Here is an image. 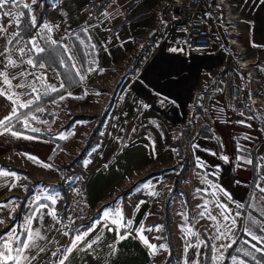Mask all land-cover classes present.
<instances>
[{"label": "crops", "instance_id": "0c3cea01", "mask_svg": "<svg viewBox=\"0 0 264 264\" xmlns=\"http://www.w3.org/2000/svg\"><path fill=\"white\" fill-rule=\"evenodd\" d=\"M167 1L82 0L79 10L88 12L95 6L92 17H99V24H96L94 28L95 38L90 37L89 39L90 45L93 46L95 51H98L99 55L95 58H89L88 50L85 52L88 54L86 61L95 65L92 70L86 68L85 62L76 63L74 61L73 65L77 67L75 70L77 74L79 73L81 84L63 94L64 99H60V96L49 102L51 108H55L59 113L52 114L54 122L45 130L57 140L66 141L65 145L52 159V155L58 148V145L54 142L22 133H19L18 136H12L10 132L0 134V160L3 162L12 161L19 167L31 171L35 178L46 183L45 187L47 188H40L39 190L45 193L48 192V196H53L58 192L61 193L60 186L65 179L62 166L78 154L84 145L82 144L84 141H81L80 144L79 142L75 143L76 127H80L79 132L87 138L98 122V118L94 121H80L65 129L69 115L100 117L105 114L103 112L107 111L103 131L99 138L105 132L109 141L119 129L122 130L121 132L125 137L129 133H136L134 135L138 136L131 145H126L125 148L117 145L112 153H96V163L89 171L83 170V163H80L78 167L67 172L68 177L71 175L74 177L70 180L71 185L68 188L67 203L63 199L59 206H53L55 219L48 214L51 210L48 207L38 208L30 223V225H34L37 220L49 219V221L55 222L57 230L55 233L50 231L49 236H46V230L39 229L37 238L41 241L40 244L29 241L35 247L25 250L24 255L28 259L22 260L21 264H60L61 260H64V264H164L166 262L170 251L168 250L167 258L155 259L154 249L149 248L139 238V235L146 237L149 244L155 245L156 237L152 233L154 230L147 231V229H156L158 226L160 235L161 228L159 227L165 226L168 238L173 237L170 229L166 226L168 221H166L167 209L165 207L168 204L164 205L162 202L164 203L166 198L168 200L171 191V184L167 182L164 185L163 183L166 180L164 176L176 169L174 165L178 163L175 149L176 140L189 120L194 104L199 102L202 94L206 92L204 88L208 86L209 82L216 81L218 78H227L229 73L233 74L237 69L233 56L236 47L231 46L229 43L216 42L211 39L212 44L208 50H192L189 47L187 36L177 33L173 28L172 21L162 14L161 7ZM224 4L226 5V3ZM208 7L204 6L202 8L201 16L209 22L211 27L216 20V15L220 12L233 14V11L225 9L223 3L219 2L217 5L216 0H209ZM203 9L206 11L204 15ZM231 18L233 17L227 19L233 20ZM109 22H111V25ZM230 27L236 29L235 25H230ZM220 31L223 34L226 32L223 29H220ZM100 32L106 35L113 34L114 37L119 36L113 50L106 49L105 41L100 49V45L96 41ZM233 36L235 37V35ZM23 43L24 41L20 42L11 51L6 45L0 44V72H6L8 79L11 81V88H9L7 84L3 83V77H0V90H4L6 93L0 95V118L9 115L11 107L14 106L11 100L16 99V97L11 96V99L8 98L11 93L19 94V101L15 105L17 111L21 109L18 104L24 102L23 100L26 97L23 93L34 94L31 88H18L16 85L24 83L35 84L36 86L37 73L39 75L43 73L42 70H39L40 68L36 69L26 63L28 59L33 60V56L28 55L25 43ZM38 44L40 46V43ZM21 48L24 50L23 53L19 51ZM173 49H177V51H173ZM33 51L38 53L35 49ZM238 52V55L243 54L242 51ZM9 57L16 61L15 66L6 67ZM22 72L24 73L23 76L20 75ZM51 77L53 78L50 84L51 87L54 86L57 89L56 91L62 89L61 85L63 83L58 74L51 75ZM38 83L42 84L41 82ZM247 88L248 94L250 92L253 95V86L250 85ZM53 92L55 91L51 90V93ZM255 98L257 97L254 96L253 99ZM47 105L43 107L42 112L36 111L30 115V117L33 115L37 117L35 119L36 123L44 124L45 121H48ZM24 119L21 120L23 124ZM83 123H87L88 126L81 125ZM128 127H132V129ZM146 127L150 130L153 129V131L146 132ZM197 127L198 125L196 126L197 131L194 129L192 142L187 146V153H190L189 155L198 153L199 155L195 157V160L198 163L199 159L203 166H196L197 169L202 168L203 172L208 171L211 175L207 173L209 177L200 179L198 185L202 184L205 190H201L203 188L195 190L192 192L191 198L199 199L204 196L206 200L208 198L212 199L216 196L214 186L217 185L230 194L232 201L238 204L245 203L249 194L248 188L244 186L246 181L238 179L239 184L236 185L233 178L235 161L232 153L235 151L231 150L232 152H230L224 149L223 144L220 145L221 142L218 140L219 136L217 134H214L211 138L209 137L211 133L202 129V126H199L200 129H197ZM25 137H32V139H26ZM105 147L106 145H103V149ZM212 153H215V155ZM159 155H165V157H159ZM223 155L229 158L228 162L221 159ZM29 157L38 159L33 160ZM156 161L155 166L158 165L157 168L151 169L149 174H161L139 184L123 200L120 199L112 207L104 210L108 211L109 216L106 218L103 211L95 220L93 230L79 244V248H73L71 252H66L65 249L69 246L72 238L78 232L85 231L87 228L67 229L63 220L64 212L69 217V210L81 203L86 214L84 218L88 219L101 205L110 202L137 181L143 179L144 177L139 176L140 169L145 164L149 167L150 163L153 164ZM135 172L136 175L133 177L132 182L123 185V179L131 177ZM188 173L191 174L192 171L190 170ZM213 174L218 175L214 176L216 179H212ZM156 179H162V182L157 183L159 184V186H156L158 192L156 197L152 199L157 200V204L161 205L163 221H157L154 218L147 219V203L137 207L138 203H142V199L136 198L133 203V197L145 186L153 184L152 181ZM211 179L215 180L216 184L211 183ZM13 184L15 187H10ZM25 184V178L21 176L0 175V201L12 194L22 195ZM185 185L187 186L188 183H185ZM182 190L185 192L183 188H179L180 194L178 195L184 194ZM209 191H211V194ZM224 191H220L218 194L222 195ZM224 198L230 200L226 195ZM217 200L219 199L217 198ZM12 201L7 207H0V220L4 221V223H0V230L11 221L12 213L10 209L18 203V201ZM201 202L200 200L196 206L191 207L193 212L190 208L186 218L188 222L190 218L192 219L191 222L194 225H191L193 227L198 226V230H195V232H199L196 234L197 238L202 237L204 233L212 237V231L217 227L215 219L212 218L213 215L210 213L211 217L207 216L209 220L207 221L203 213H195L197 208H206V204ZM214 203H216L215 200ZM185 205L187 206L186 203ZM117 212L122 214L125 222L131 220V227L124 228L120 227L118 223H112V219ZM174 219L172 220L175 221ZM59 223L61 227L58 225ZM141 226L145 231L138 234L137 229ZM187 227L184 229L186 232L188 231ZM176 229L174 234L176 233L177 237H180ZM59 231H61V239L58 237ZM64 233H68V235H64ZM158 233H156V236H158ZM120 236H126L127 238L120 239ZM184 237L186 238V235ZM25 238H22L14 228L0 238V247L4 245L11 248L18 247L17 240L24 241ZM49 239L51 241L55 239L54 243L50 244ZM93 240L96 243L93 244L91 249H88L86 247L87 243ZM110 246L115 248L114 252ZM65 256H67L66 260L64 259ZM0 260H3V257H0ZM6 264H14V262L13 260H7Z\"/></svg>", "mask_w": 264, "mask_h": 264}, {"label": "rangeland", "instance_id": "374dc122", "mask_svg": "<svg viewBox=\"0 0 264 264\" xmlns=\"http://www.w3.org/2000/svg\"><path fill=\"white\" fill-rule=\"evenodd\" d=\"M40 1L41 0H37V3H39ZM81 1L82 0H53L49 2L50 7L46 11V16L43 17V19L41 20L38 32L31 38L23 39H20L18 37L22 33L19 30V26L22 22L24 15L19 17V26H17V22L13 19L12 16H5L3 15V13L10 11L14 14H18L23 10H28L27 8H24L23 5L27 4L33 7L34 5L32 4V0H22L20 8H17L14 5H5L3 9H0V22H3V24L5 25L4 27L0 25V29H4L3 31H0V44L6 45V47L9 48V50L11 51L20 42L24 41L26 50L28 51V55L33 56V62L34 57L41 56L38 61L45 63V65L47 66L40 69L35 67L36 69L42 70L41 72H43L41 73L42 75H39V73H37L36 75L43 77L42 81L36 79V86H38L36 88L39 90L40 98L47 93H51L50 84L53 81L51 75L54 76V74H58L59 71L62 72L61 69L68 70L67 62L62 55L58 56V62L60 65H52L54 62H51L52 64L47 65L46 60L49 58V55H56L55 51L59 47H61L64 51L65 49L68 50L67 52H65V55L68 58V61L70 60L69 62H71L72 65L74 61H76V63H79L80 58L84 59L83 54L86 56V59L88 57L87 53L90 54L89 58H92V56L95 58L97 55H99L98 51H95L93 46L90 45L89 40L90 37L95 38L94 28L96 24H99V17H92V12L95 10V6L92 7L88 12H83V10H79ZM229 5L232 7L233 14L229 15L227 12H220L221 15H216V20L214 24H212V27L210 26L211 35L212 40L216 42L228 43L227 31L224 34L220 31V29H222L221 24L225 23L227 18L234 16L239 17V19L237 20H232L236 23L235 28L239 31V34L235 35V37L233 36V38H235L238 44L241 45L236 46V51L233 54L234 62L236 63L237 67V69H234L238 71L235 70L233 74L229 73L227 75V78H218V80L216 81L213 80L212 82H209L208 86L204 88L206 92L202 94L201 100L194 104L196 108L195 106L192 108V113L190 117L193 114L197 113V111H200L199 114L197 113L195 115L196 125L194 129L196 130V126L198 125L197 129H200L199 126H202V129H205V131H207L208 133L213 134V136L214 134H217L219 136L218 140L221 142L220 145L223 144L224 149L230 152L235 151L234 153H232L235 161L233 172V178L235 179L234 183L238 185V179H243V181H246V184L244 186L248 188V198L245 203L239 204L240 207H237L238 203L232 201V199H230L229 201L226 200L224 198L225 195L223 193L222 195L218 194L220 190L215 187L217 185H213L215 188L214 191H216V198L213 197V200L210 198L206 200V197L204 196L199 199L191 198L192 192L203 188L202 184L198 185L200 179L207 178L209 177L208 174H210V172L208 171L206 173L203 172L202 168L197 169L198 166L196 165L197 162L195 160V157H198L199 154L191 153V155L189 156L191 160L190 162L192 164V173H188L185 175V179L183 180V182L181 181L182 184L180 183L179 186L174 187V176L177 178L179 172L183 169L181 165L164 176L166 180H164L163 183L164 185H166L167 182L170 183L171 191L169 190L170 192L168 195V200L166 198L164 203L162 202V204H168L165 207V209H167L166 221H168L166 226L170 229L171 233L173 234V237L168 238L165 232V226L159 227L161 228L160 235L158 233V226L156 230L152 232L154 234V237H156V247L154 248L153 253L155 259H164L165 257L167 258L168 250L170 251V247H172L176 264H185V262H187V264H204L205 242L202 237H196V234L199 233L195 232V230H198V226L195 225V227H193L191 225L193 224V222H191L192 219L190 218L188 222L186 218V214L188 211H190V208L196 206L198 201L201 200L203 203L206 204V208H197V210H195V213H203L206 216L207 221H209L207 216L211 217V213L213 217H215V223L217 225L216 229L212 231L213 236L211 237L213 239L214 248H216L215 264H223L225 262L226 249L236 241L240 240L241 232L245 233L243 243H245V245H248L249 248L247 246L245 247L244 245H241L237 250V254L230 260V264H250L251 262L254 264H264V261L260 262L258 261V258H256L258 253H261L264 257V251H253L254 248L251 245L256 244V241L252 240L251 237L246 233V229H248L258 237H264V231H261V228H264V192L261 191V189L264 188V176L262 177V167L264 166V0H230ZM204 6H209V0H203V7ZM205 12V9H203V15L205 14ZM213 14L215 15V13ZM32 16H35L36 23L38 19L37 12L32 11L31 17ZM109 23L111 25V22ZM44 25H48L49 27H51L52 30L48 31L44 28ZM16 33H19V35L17 36ZM13 37L15 38L13 39ZM33 39L37 43H40V47L45 48L46 51L43 53H35L33 51V45L29 43V41ZM118 39L119 36L114 37L113 34L106 35L101 34L100 32L99 37L97 36L96 41L97 43H99L100 49L103 42L105 41L106 49L111 51L116 47ZM9 40H12L11 44L8 42ZM52 41H55L57 44L52 43ZM87 50L88 52L85 53ZM238 51H242L243 54L238 55ZM9 54L12 55L11 53ZM69 57H71V59H69ZM244 57H246V59H244ZM240 58H242L243 61L241 62L243 63L252 62L255 64L251 65L252 68H241L238 64ZM85 65L86 68L90 70L95 68V65L88 61L85 62ZM91 65H93V68H91ZM74 69H77V67L75 66ZM38 82H41L42 84ZM45 84L49 86L47 89L43 86ZM250 85L253 86V95L250 94V92L248 94L247 87H249ZM33 95L36 96L37 93H34ZM252 96H256L259 101H261V104L255 103ZM26 97L24 99H26ZM47 107L48 108L46 111L48 113V120L52 114L56 115L59 113L58 110H56L55 108H51V104L48 103ZM103 113L106 114V112ZM30 115L31 114L27 116L29 125L27 128H36L38 129V132L46 131V123H36V120L32 119ZM101 116H103V114ZM52 117L54 119L53 115ZM104 124L105 121L101 126L99 134L93 139L91 149L88 152L89 156L87 154L83 157L80 162H75L76 164L68 170H64V165L73 162L80 152L74 157H72V159H70L67 163L63 164L62 171L65 173V179L63 180L62 184L66 182H71L70 180L74 179L72 175L68 177L67 172H69L75 167H78L80 163H83V170L89 171L91 167L96 163V153H112L113 149L116 148L117 145L118 147L125 148L126 145H131L138 137L137 135H134L136 133H129L125 137L123 135V132H121L122 130L119 129L116 134L112 135V139H110L109 141L107 139L108 135L105 132L99 138V135L103 131ZM81 125L88 126L87 123H83ZM96 126L97 124L93 127V130L94 128H96ZM79 128L77 126L75 129V143L79 142L80 144L81 141H84L86 143L93 130L89 134V137L87 136L86 138L82 136L83 134H81V132H79ZM128 128L132 129V127ZM195 130H193L192 137L194 135ZM145 131L150 133L153 131V129L150 130V128L146 127ZM192 137L190 142H192ZM63 142L66 143V141ZM84 142L82 144H85ZM190 142L187 146H189ZM103 145H106L105 149H103ZM159 157H165V155H159ZM253 159H256V161L258 162L257 167L260 170L261 174L256 184L252 182V171L254 170L255 164ZM247 160H251V163H247ZM177 162H179V160ZM150 164L149 167L145 164V166L140 169L139 176L145 177L147 174L149 175L151 169H156L158 166H155L157 164V161L153 164ZM135 175L136 172L131 177L123 179V185L132 182L133 177ZM214 176L218 175L213 174L212 179H216ZM34 179L42 181L35 177ZM212 179L211 183L216 184L215 180ZM25 182L26 188V185L28 183V180L26 178ZM152 182L153 184L145 186L141 189L138 194H136V196L133 197V203L134 199L136 200V198L142 199V203H138L137 207L143 205V203H147V219L151 220L152 218H154L157 221H163L164 218L163 213H161L163 212L161 210V205L159 203L157 204V200L152 199L156 197V194L158 192L156 186H159V184L157 183L162 182V179H156ZM185 183H188V185L186 186ZM45 184L46 183L43 182V184L36 188L35 194L27 200L24 206L20 221L15 224L12 228H15V230L18 232L19 235H21L22 238H25L26 234H28L29 231L38 232L39 229H44L46 230V236H49L50 231H53V233H55L57 230L55 222L49 221V219H43L41 221L37 220L34 225H30L31 222H29V217H32L33 219L36 214V211L38 210V208H40L38 207V205H47L48 208L52 210L54 205L59 206L64 199L61 193L58 192V194L52 196L56 201L55 204H52L51 201L46 200L44 197L48 196V192L45 193L39 190L40 188L46 189L47 187H45ZM178 187L183 188L185 190V192L182 190L184 192L183 195H178L180 194L179 189L177 190ZM172 188L174 189L172 190ZM201 190L204 191L205 189L203 188ZM51 191L55 192L56 190ZM209 193L211 194V191H209ZM120 194L116 197L120 196ZM124 198L125 196L121 199L123 200ZM130 198L132 200V196ZM217 198L219 200H217ZM214 200L216 201V203L213 204ZM184 202L187 204L188 208ZM218 204L224 205L226 211L225 209L218 207ZM82 207L83 205L81 203H78L77 205L73 206V209L69 210V217L64 212L63 220L66 224L65 226L67 229H84L87 228V226L93 224V221L91 220L93 214L88 217V219L84 218L86 214L84 213ZM19 210L20 202L18 201L17 205L10 209V212L12 213L11 221L14 220V215L18 213ZM150 213L152 215H149ZM225 216H227L228 219H225ZM172 219H174L175 221H173ZM233 220H235V224L232 223ZM254 220L257 221V223H253ZM144 223H146V221H144ZM58 225H60V223ZM186 226H188L187 228L189 232H186L184 230ZM175 229L178 231L180 237H177L176 233L174 234ZM156 233H158V236H156ZM193 233H195V235H193ZM222 233L223 235H221ZM184 235H186V238L184 237ZM194 236L196 237L195 244L193 243ZM37 237L38 236L34 237L32 241L34 243L40 244L41 241H39ZM58 237L59 239H61V231H59ZM49 240L51 241V239ZM54 240L55 239H52L50 244L54 243ZM169 244L170 246L168 247ZM161 245H164L166 247L162 248L160 247ZM256 246L264 249V243L256 244ZM43 255H45V253H43Z\"/></svg>", "mask_w": 264, "mask_h": 264}, {"label": "trees", "instance_id": "16d2710c", "mask_svg": "<svg viewBox=\"0 0 264 264\" xmlns=\"http://www.w3.org/2000/svg\"><path fill=\"white\" fill-rule=\"evenodd\" d=\"M53 0H41L39 3H36L32 9L33 11L37 12L38 15V19H37V25L35 23V25L32 24L31 22V13L28 12V10H23V12L25 13L22 22L19 26V30L22 32L18 38H31L33 37L37 32L38 29L40 27V23L41 20L43 19V17L46 16V11L49 9V5ZM24 30V32H23ZM19 40V39H18ZM58 50V51H57ZM55 51L56 55L52 56L49 55V58L46 60L47 65L52 64L51 62H54L52 65H57L59 64L58 62V56L62 55L63 58L66 60L67 65H68V70L65 69H61L62 72L59 71L58 76L60 78V80L63 83V88L55 91L53 93H47L45 95H43L40 100L37 103H34L32 105V107L30 109H20L18 111V113H21V119L19 122L16 121L15 118H13V120L11 121V129L18 132V133H22V134H26L32 137H36V138H40L43 140H47V141H51L54 142L58 145L57 150L54 152V154L52 155V159L53 157H55V155L59 152V150L63 147V145L65 144L63 141L57 140L56 138H54L51 134L47 133L46 131H41V132H33L31 131L29 128L25 127L24 124L21 122V120H23L25 118V116L23 114L27 113V116L29 114H32L35 111L36 107L39 106L40 108H43L44 106H46L49 102H51L52 100L62 96L63 94H65L68 90H72L74 88H76L77 86H79L81 84V80L76 72V70L74 69L73 65L71 62L68 61V58L65 55V51L62 50L61 47H59ZM41 57V56H40ZM39 56L34 57V62L38 63L39 61ZM84 59L80 58L81 62H86V56L83 54ZM92 58H94L92 56ZM71 63V64H70ZM60 65V64H59ZM45 67H47L45 65ZM39 68V67H37ZM91 68H93V65H91ZM107 112V111H106ZM197 113L199 114L200 111H197ZM193 114L189 120L187 121L186 125L184 126V128L182 129L180 135L178 136V139L176 141V150H177V158L179 160V162L177 164L174 165L175 168H177L178 166H182V170L179 172V175L177 176V178L175 179V184L174 187L179 186V184L181 183V181L183 180V178L185 177V175L191 170L192 164H191V160H190V156L187 153V145L191 140L192 134H193V130L194 127L196 125V117L195 115L197 114ZM107 115L103 114V116L101 117H92V116H86V115H69V120L67 121L66 125H65V129H68L70 127H72L76 122L79 121H92V120H96L98 118V122H97V126L96 128H94L93 132L90 134V137L88 138V141L84 144L83 148L81 149L80 153L78 154V156L75 158V160L69 164H65L64 165V170H68L70 168H72L77 162H80L84 156H86L89 152V150L91 149V144L93 143V139L99 134L100 130H101V126L103 124V122L106 120ZM54 119L52 116L49 117L48 122L46 123L45 127H49L53 124ZM0 131H2V129H0ZM209 137L213 138L212 134H209ZM254 160V170L253 172V183L256 184V182L258 181V179L260 178V170L257 167L258 162L256 161V159ZM76 162V163H75ZM0 169H3L4 171L8 172V173H14L17 176H21L24 177L28 180V183L26 185L25 188V192L23 195H17V194H12L9 197L3 199L0 201V204L6 203L10 200H18L20 202V210L18 213H16L14 215V220L10 221L2 230H0V238L4 235H6L13 227L15 224H17L20 221V217L22 214V211L24 209V206L27 202V200L32 197L35 194V190L38 186H40L41 184H43L42 181H38L35 180L32 173L22 167L17 166L16 164H14L13 162L9 161V162H3L0 160ZM161 173H152L147 175L146 177H144L143 179L137 181L135 184H133L131 187H129L128 189H126L120 196L114 198L112 201L105 203L103 205H101L92 215L91 220L95 221L98 219L99 215L106 209H108L109 207L113 206L114 204H116L121 198H123L124 196H128L130 193L133 192V190L141 183L146 182L147 180L158 176ZM264 176V166L262 167V177ZM71 183L70 182H66L64 184H61L60 186V191L61 194L64 198L65 203H67L68 201V188L70 187ZM174 188H172L173 190ZM179 189V187L177 188V190ZM249 202V201H248ZM245 236V233L241 232L240 234V240L236 241L235 243H233L232 245H230L226 251H225V262L223 264H230V260L237 254V250L239 249V247L242 245H244L245 247L247 246L249 248L248 245H245V243H243V238ZM202 238L205 242V248H204V264H215V258H214V243H213V239L208 236L206 233H204L202 235ZM196 239L193 238V243L195 244ZM252 249V248H251ZM255 251V249L253 250ZM258 261H264V257L261 253L257 254ZM164 264H176V261L174 260V252L172 247H170V254L167 258V261ZM250 264H254V263H250Z\"/></svg>", "mask_w": 264, "mask_h": 264}, {"label": "snow or ice", "instance_id": "6c2138e0", "mask_svg": "<svg viewBox=\"0 0 264 264\" xmlns=\"http://www.w3.org/2000/svg\"><path fill=\"white\" fill-rule=\"evenodd\" d=\"M21 2H22V0H0V9H3L5 7V5H14L17 8H20L21 7ZM36 3H37V0H32V4L33 5H35ZM23 7L27 8L29 13H31L33 11L32 7L30 5L24 4ZM3 15L12 16L13 19L16 20L17 26H19V17L25 15V13L23 11H21L18 14H14V13L9 11V12H4ZM31 22H32L33 25H35V16L31 17ZM44 28L47 29L48 31L52 30L51 27H49L48 25H44ZM3 30L4 29H0V31H3ZM85 31H86V29H85ZM16 35L18 36L19 33H16ZM14 38L15 37H13V39ZM8 42L11 44L12 40H9ZM29 43H31L33 45V48L38 53H43V52L46 51V49L43 48V47H40L39 44L34 39L30 40ZM52 43H56V42L52 41ZM19 51L21 53H23L24 50H23V48H21ZM67 51L68 50L65 49V52H67ZM173 51H177V49H173ZM69 59H71V57H69ZM26 63L29 64V65H32V67H34V68L35 67H39V68H44L45 67V63H43V62L34 63L32 59H28L26 61ZM15 64H16V61L12 60L9 57L8 58V65H6V67L7 66H15ZM73 67H75V65H73ZM20 75L23 76L24 73L22 72V73H20ZM0 77H3V83L7 84L9 86V88H11V81L8 79L7 73L6 72H0ZM13 78H15V77H13ZM36 79L42 81L43 77L42 76H37ZM81 79H83V77H81ZM43 86L46 89L49 87L46 84L43 85ZM16 87H18V88H31L33 93H37V95L35 96L34 99H28L26 102L19 103L18 104L19 108H21V109H30L32 107L33 103H37L39 101V99H40L39 90L36 88L35 84H24V83H21L19 85H16ZM61 87H63V85H61ZM51 90L52 91H56L57 89L54 86H52ZM5 94L6 93H5L4 90H0V95H5ZM23 95L29 96L30 93L25 92V93H23ZM11 96H15L16 97V99L11 100V103L14 106L11 107L9 115H6L3 118H0V129H2V131H0V134H3L4 132H10L12 136H18L19 133L12 131L10 125H11V121L13 120V118H15L17 122H19L20 119H21V113H18L17 107L15 106V105H17V102L19 101L20 97H19V94L11 93L8 98L11 99ZM60 99H64V97L61 96ZM35 111L42 112L43 108H40L39 106H37ZM23 115L25 116L24 124H25L26 127H28L29 125H28L27 113H25ZM31 118L32 119H37V117H35L34 115ZM44 123H47V122L45 121ZM30 130L33 131V132L38 131V129H36V128H30ZM25 138L26 139H32V137H25ZM194 147H196V146H194ZM212 154L215 155V153H212ZM29 158L33 159V160L38 159L36 157H29ZM221 159L224 160L225 162H228V160H229V158L227 156H221ZM246 162L247 163H251V160H247ZM45 166L46 167H50L48 165H45ZM197 166L198 167H202L203 166L202 163L199 161V159H198ZM10 174L11 175H15L14 173H8V172L4 171L3 169H0V175L7 176V175H10ZM237 183H239V182L237 181ZM10 187H15V185L13 184ZM215 187H217L218 190H220V191H224L222 189V187H220V186H215ZM261 191L264 192V188H262ZM224 194L226 196H228L229 199H231L230 194H228L226 191H224ZM44 198L47 199V200H50L52 202V204H55V202H56L55 199L52 196H45ZM12 202L13 201H8L5 204L0 205V207H7L8 204H10ZM38 207H48V206L47 205H38ZM218 207H221L222 209H225V211H226V208H225L224 205L218 204ZM237 207H240V205L237 204ZM48 214L52 215L53 218L55 219V211L54 210H50L48 212ZM103 215L107 218L109 216L108 211H104ZM212 218L215 219V217H212ZM31 219H32V217H29V222H31ZM225 219H228V217L225 216ZM0 223H4V221L0 220ZM95 223L96 222L93 221L92 225L87 226V230L78 232V234H76L72 238L69 246L66 247L65 251L66 252H71L73 248H77L78 249L79 248V244L81 242H83L85 237L88 236L89 233L93 230V225H95ZM112 223L113 224H117L118 223L120 227H124V228H129V227H131V224H132L131 220H128L127 222H125L122 214L118 213V212L115 213V216L112 219ZM232 223L235 224V220H233ZM253 223H257V221L254 220ZM153 230H156V229L155 228L147 229V231H153ZM143 231H145L143 226H141L140 228L137 229V233L138 234L142 233ZM261 231H264V228H261ZM246 233H247V235H249L251 237L252 240L256 241V244L264 243V237H258L257 235H255L254 233H252L248 229H246ZM64 235H68V233H64ZM193 235H195V233H193ZM221 235H223V233ZM36 236H39V232L29 231L24 241L17 240L18 247L11 248L8 245H4L3 247H0V257H3V260H0V264H6L7 260H13L14 264H21L22 260H27L28 257L24 255V252L27 249L35 247V245L34 244H30L29 241H32L34 239V237H36ZM41 238H43V237H41ZM125 238H127V237L126 236H120V239H125ZM139 238L149 248L154 249L156 247L155 245L149 244L148 240L143 235H139ZM217 238H219V237H217ZM95 243H96V241L93 240V241L87 243L86 247L88 249H91L93 247V244H95ZM256 244H253L251 246L258 252L264 251V249L257 247ZM110 247H112V250L114 252L115 248L113 246H110ZM160 247L163 248V247H166V246L161 245ZM64 259L66 260L67 256H65ZM60 264H64V260H61ZM185 264H187V262H185Z\"/></svg>", "mask_w": 264, "mask_h": 264}, {"label": "built area", "instance_id": "2783aa9c", "mask_svg": "<svg viewBox=\"0 0 264 264\" xmlns=\"http://www.w3.org/2000/svg\"><path fill=\"white\" fill-rule=\"evenodd\" d=\"M223 3L221 0H216V3ZM203 8L202 0H168L162 7L161 12L164 16L172 21L173 28L177 33L185 34L188 39L189 47L194 51L208 50L212 44V35L209 22L201 16ZM230 19L221 24V28L227 31L228 43L231 46H238L237 40L231 35L230 25L226 24ZM4 26L3 22H0ZM239 59V66L246 68V63L241 62ZM46 79V78H45ZM35 95L26 97L23 101L34 98Z\"/></svg>", "mask_w": 264, "mask_h": 264}, {"label": "bare ground", "instance_id": "6f19581e", "mask_svg": "<svg viewBox=\"0 0 264 264\" xmlns=\"http://www.w3.org/2000/svg\"><path fill=\"white\" fill-rule=\"evenodd\" d=\"M222 2H224V3H226V6H224L225 7V9H229V10H231V11H233L232 10V7L229 5V1L230 0H221ZM231 19H233V20H237V19H239V17H237V16H234L233 18H231ZM226 24H228V25H235L236 23L235 22H233L232 20H230L228 23H226ZM226 29H228V30H231V35H238L239 34V31L238 30H236V29H233V28H226ZM238 43V42H237ZM235 45H238V46H241L240 44H236L235 43ZM245 50V49H244ZM253 64V63H252ZM251 62H248V63H246V65H245V67L246 68H249V67H251ZM254 96H252V98H253ZM254 102L255 103H258V104H261V101H259V99L258 98H255L254 99Z\"/></svg>", "mask_w": 264, "mask_h": 264}]
</instances>
